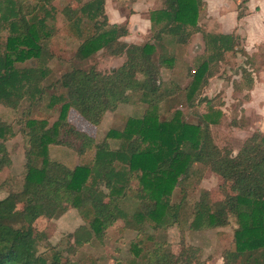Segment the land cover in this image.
I'll return each mask as SVG.
<instances>
[{"label": "trees", "instance_id": "1", "mask_svg": "<svg viewBox=\"0 0 264 264\" xmlns=\"http://www.w3.org/2000/svg\"><path fill=\"white\" fill-rule=\"evenodd\" d=\"M53 1L0 0V104L16 108L27 100L28 114L31 106L43 100L47 88L63 90L51 96L57 117L50 125L33 117L20 121L19 132L26 138L24 174L19 189L0 183V189H7L0 199V264H74L70 252L84 243L103 241L118 221L122 228L142 233L147 225L153 229L180 225L183 195L179 201L172 197L176 189L184 193L183 184L194 164L210 169L223 181L233 180L236 193L230 203L202 190L185 218L188 228L225 227L233 218L230 243L221 252L222 264H264V129L246 137L235 154L220 148L211 126L218 123L222 111L211 106L210 98H199L218 63L229 54L249 56L242 38L199 26L205 16L203 0H160L148 15L150 36L136 43L124 40L129 32L126 21H108L105 0H69L60 10ZM245 2L240 0L237 6L238 19L245 14ZM58 13L70 36L79 40L76 59L86 62L105 53L124 56V62L108 72L95 65L72 68L44 86ZM194 33L201 34L204 47L196 64L188 68V83L165 81L161 71L173 68L175 45L188 44ZM30 59L34 65L19 66ZM251 65L241 72L243 82L233 80L234 90L252 89ZM179 97L187 109L205 102L207 109L198 114L197 123L188 122L182 110L172 108ZM120 104L140 113L128 117L123 129L107 131L100 141L87 140L67 118L69 109H74L98 125L105 113L115 112ZM13 134L12 124L0 119V170L11 165L6 142ZM50 146L68 148L86 161L69 167L51 158ZM17 204L21 207L13 208ZM69 208L77 209L82 224L65 235V247H57L34 223L39 216L58 218ZM86 229L91 232L88 238L82 234ZM147 238L149 245L143 239L131 242L130 263L117 260L113 264L207 263L202 250L186 244L183 237L177 252L154 234ZM98 263L93 259L79 264Z\"/></svg>", "mask_w": 264, "mask_h": 264}, {"label": "rangeland", "instance_id": "2", "mask_svg": "<svg viewBox=\"0 0 264 264\" xmlns=\"http://www.w3.org/2000/svg\"><path fill=\"white\" fill-rule=\"evenodd\" d=\"M120 1L122 2L120 6H123L125 0ZM53 2L56 8L60 10L69 0H54ZM124 8L127 9L128 6L125 7L124 5ZM242 8L244 11L245 6ZM203 18L202 23L207 27L211 21L208 17L205 18L204 16ZM56 25L58 31L49 43L52 57L47 63L50 73L43 81L44 86L53 83L61 74L72 68H88L95 65L101 72H108L124 62V56H108L105 53H98L86 62L79 61L74 57L79 40L70 36L63 17L59 13ZM256 34L260 37L259 40L256 37L257 35L245 33L244 29L241 28L238 35L242 38V44L251 57H247L243 53H237L234 56L229 54L225 61L216 65L214 76L209 79L199 96L200 99L203 96L210 98L211 106L216 109L220 108L219 110L222 111V117L218 120V123L211 126L212 137L218 147H225L231 150L233 154L239 150L246 137L258 130L259 126L254 125L255 127L250 128L246 127V124L260 116L261 113L257 112L258 107L264 110V42L261 41L264 36V28ZM148 36H150V31L143 38L146 39ZM248 37L249 41L246 42ZM203 47L204 43L200 33H194L186 45H175L174 66L172 69H162V78L165 81H175L180 86L187 84L189 81L188 68L196 64L195 58L202 54ZM249 63L253 65V67L251 65L254 78L252 89L255 91L259 106L256 104L251 106L257 113L252 112L250 115H246L243 104L250 100L248 93L250 90H234L233 80L241 81V72L243 69L248 68ZM32 65H34L33 59L19 64V66ZM60 93L63 94L61 88H47L43 100L31 106L28 114L26 113L29 108L27 100H23L16 108L5 107L0 104V119L6 123H11L14 130V134L6 142L11 165L9 168L0 170V183L6 181L13 188H20L24 174V149L26 146V138L19 132L20 121L26 117H33L45 120L50 125L57 117L56 108L50 103L51 96ZM246 95L248 96L246 97ZM179 99L180 97L174 101L172 108L182 110L186 115L185 120L188 122L197 123L198 114L205 112L207 109L205 102L201 101L193 108L187 109L185 102L183 100L178 102ZM138 113H140L138 109L130 105L120 104L115 112L105 113L98 125L89 123L74 109H69L67 118L85 133L87 140L100 141L110 129H123L127 118L137 116ZM237 116H239L238 119ZM50 156L69 167L86 161L80 160L68 148L61 146H50ZM192 169L191 175L183 184L184 193L176 189L172 197V201H179L183 195V219L180 225L174 224L166 229H153L147 225L142 233L133 229L122 228L121 221H118L107 230L103 241L93 240L91 243L82 244L75 252H70L71 254L68 255L72 263H87L93 259H98V264H113L117 260L130 263L131 242L135 239H143L144 243L149 245L150 241L147 236L148 234H154L156 238L166 240L175 252L179 250L180 239L183 237L186 244L194 245L202 250V256L207 259L209 264H217L218 260L221 259L222 250L230 243L234 226L233 218H231V223L228 226L199 230L188 228L187 223L184 221L190 215L194 201L204 189L209 190L211 197L215 200L227 198L230 203H233L236 193L235 183L233 180L223 181L201 164H194ZM5 186L7 187V185ZM4 189L6 188L0 189V199L7 194V189ZM20 207L21 204H17L13 208ZM81 224L82 220L76 208L67 209L60 217L55 219L39 216L34 223L35 228L38 231L44 230L47 240L57 247H65V235L74 231ZM82 234L84 238H88L91 232L86 229ZM41 242L42 238L39 241L40 249L43 248Z\"/></svg>", "mask_w": 264, "mask_h": 264}, {"label": "crops", "instance_id": "3", "mask_svg": "<svg viewBox=\"0 0 264 264\" xmlns=\"http://www.w3.org/2000/svg\"><path fill=\"white\" fill-rule=\"evenodd\" d=\"M129 1V2H127ZM205 3V18L211 21L208 26L203 25V17L198 21V25L207 31L221 32V33H240L241 28L245 33H256L264 28V0H246L243 4L245 6V14L241 18H237V5L240 0H203ZM126 3V4H125ZM160 0H125L123 3L125 7L120 6V0H105L104 8L110 23L127 22L129 29L128 35L124 37L127 42H141L143 37L150 31L149 12L153 10ZM259 40V36H256ZM261 40V39H260ZM249 37L246 38V42ZM264 42V36L263 40ZM244 47V46H243ZM247 52L246 48L244 47ZM250 100L243 104L246 115L250 113H261L258 118L247 123L246 127H258V130L264 129V110H261L256 101L255 91L252 89L249 92ZM258 105L257 112L253 109L254 105ZM251 107V108H250ZM239 116H237V119ZM255 125V126H254ZM221 259L217 264H221ZM206 264H209L208 262Z\"/></svg>", "mask_w": 264, "mask_h": 264}]
</instances>
